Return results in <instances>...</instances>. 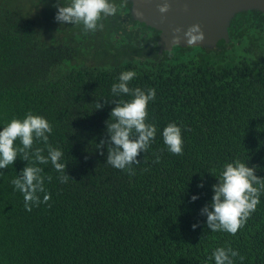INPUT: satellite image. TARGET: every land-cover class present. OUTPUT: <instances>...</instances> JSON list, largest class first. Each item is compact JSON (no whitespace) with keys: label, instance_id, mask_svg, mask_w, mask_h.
<instances>
[{"label":"trees","instance_id":"16d2710c","mask_svg":"<svg viewBox=\"0 0 264 264\" xmlns=\"http://www.w3.org/2000/svg\"><path fill=\"white\" fill-rule=\"evenodd\" d=\"M56 3L0 0V131L28 112L44 117L73 179L61 183L51 162L38 164L50 199L29 212L12 184L27 164L22 154L0 169V264H215L218 247L244 257L234 264H264V194L235 235L212 232L200 214L226 163L256 166L264 178V14L238 13L229 41L214 49L175 46L159 58V32L133 20L129 2L88 33L58 23ZM232 45L233 64L200 58ZM129 70L137 73L130 87L156 90L146 121L156 136L131 176L106 162V145L97 149L108 139L112 102L132 99L111 91ZM169 123L182 130L183 155L164 144ZM36 147L47 156L42 142Z\"/></svg>","mask_w":264,"mask_h":264},{"label":"clouds","instance_id":"9594fccd","mask_svg":"<svg viewBox=\"0 0 264 264\" xmlns=\"http://www.w3.org/2000/svg\"><path fill=\"white\" fill-rule=\"evenodd\" d=\"M129 0H120L117 5L115 0H70L67 5L60 0L54 7L57 8L55 20L60 24L82 25L85 33L103 29L102 21L115 16L120 8L127 6ZM171 9L168 0L158 5V11L167 14ZM185 11H188L185 8ZM182 33V35H181ZM172 44L179 45L186 42L187 47L201 45L205 40L201 25L196 23L183 29H172ZM137 76L135 71H123L118 76V83L112 85L114 96H131V100H118L112 102L115 107L110 112V119L106 121V133L108 139L101 140L97 149L107 146L106 162L112 167L125 170L135 175L133 165H139L138 159L141 153L148 151L156 136V126L147 123L148 105L156 97V90L140 87H130V82ZM107 103V102H106ZM103 104L96 102V109H102ZM53 132L52 125L42 116L28 112L24 119L13 118L3 130L0 131V169L13 165L20 154L26 166L20 174L12 180L15 189L23 194L24 207L31 211L33 206H39L50 199V194L44 187V169L38 164L47 165L51 162L54 169L60 173L58 179L61 183H67L70 176L66 173L67 164L63 162L64 152L53 147L49 143V135ZM164 144L173 155H183L182 130L176 123H169L162 132ZM19 140L21 147L14 146ZM42 142L47 149V156L43 155L44 148L33 145ZM103 155V151L100 152ZM157 156L155 163H159ZM256 166L249 167L247 163L236 160L226 163L220 173L218 183L213 185L214 195L210 205L201 209V215H206L207 227L212 232H227L235 235L239 229L245 226L248 219L256 211L260 203V197L264 194V178L258 177ZM47 180H52L47 176ZM203 187V184L199 185ZM39 193H43L41 201ZM199 197L193 195L192 201ZM193 229L198 227L194 224ZM243 256L231 247L216 248L210 259L214 258L215 264H234V259Z\"/></svg>","mask_w":264,"mask_h":264},{"label":"water","instance_id":"95a60500","mask_svg":"<svg viewBox=\"0 0 264 264\" xmlns=\"http://www.w3.org/2000/svg\"><path fill=\"white\" fill-rule=\"evenodd\" d=\"M163 2L129 0L131 18L159 32L160 52H170L173 46L187 47L183 40L179 45L172 44V29L175 27L186 30L192 24H200L205 40L194 47L214 49L219 41H229L228 28L238 13L256 10L264 14V0H168L171 9L162 16L158 5Z\"/></svg>","mask_w":264,"mask_h":264},{"label":"rangeland","instance_id":"374dc122","mask_svg":"<svg viewBox=\"0 0 264 264\" xmlns=\"http://www.w3.org/2000/svg\"><path fill=\"white\" fill-rule=\"evenodd\" d=\"M43 20L45 19L43 18ZM171 53H174V51ZM196 53H198V51ZM200 54H201L200 58L203 61L222 66L227 64L229 65L233 64L235 59L238 57L239 51L236 45H232L227 48L220 46V49L218 51H214V50H211L210 52L201 51Z\"/></svg>","mask_w":264,"mask_h":264},{"label":"flooded vegetation","instance_id":"af4514ba","mask_svg":"<svg viewBox=\"0 0 264 264\" xmlns=\"http://www.w3.org/2000/svg\"><path fill=\"white\" fill-rule=\"evenodd\" d=\"M151 30H152V29H150V28L147 29L148 32H150ZM158 36H159V34H158ZM156 42H158V37H157V41H156ZM174 47H175V46L172 47L171 51L173 50ZM159 50H160V46H159L158 43H157V55H158L159 58H162V57L164 56V53H165V54H168V53L171 52V51H170V52H166V51H161V52H160ZM159 58H158L157 62L159 61Z\"/></svg>","mask_w":264,"mask_h":264}]
</instances>
